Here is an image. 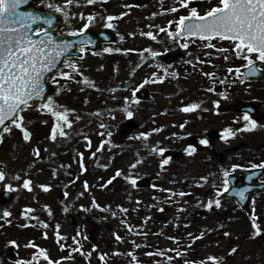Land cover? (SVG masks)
<instances>
[{"label": "rangeland", "instance_id": "rangeland-1", "mask_svg": "<svg viewBox=\"0 0 264 264\" xmlns=\"http://www.w3.org/2000/svg\"><path fill=\"white\" fill-rule=\"evenodd\" d=\"M215 2L192 0L201 11ZM47 3L60 4L70 14L65 19V14L60 12V31L74 32L83 26L88 14H95V22L89 29H111L116 41L70 59L79 66V80L66 82L58 77L60 85L66 84L63 89L51 81L52 97L59 104L75 109L69 117L73 120L72 127L64 129L68 137L57 135L55 141L50 138L54 117L41 112L37 105L23 112L26 125L33 133L30 141H25L22 130L11 124L12 131L4 134L0 143V170L6 172V177L0 181V217L4 209L11 211L12 216L0 218V264L31 259L38 251L31 246V237L36 238L32 242L45 248L53 260L68 258L61 264H142L141 261L157 264L166 258L161 252L174 258L171 264L199 262L208 255L224 258L225 264H264V234L252 237L250 217L254 211L259 218L257 222L264 228V192L255 194L248 210L240 209L233 199L216 196V188L223 184V169L241 175L252 169L249 165L264 162V127L237 132L229 141L221 139L224 128L242 129L244 124L236 119L243 113L232 110V105L252 102L264 113V76L241 83L233 73H228V67L245 63L230 53V59H224L225 54L219 49L230 48L228 41H213L217 43L216 49H205L199 41L184 49L165 32H160L159 28L166 27L167 21L186 14L185 9L177 13L164 11L174 6L176 0H148L139 7L133 6L131 0H96L92 5L80 0L71 6L64 5V0H47ZM47 3L43 5L49 9ZM123 12L128 14L121 16ZM109 14L116 17L113 27H108L103 19ZM149 31L157 38L143 35ZM106 48L121 51L106 52ZM149 49L160 54L153 57ZM206 52L212 55L209 57ZM170 53L177 56L167 62ZM186 58L194 63H186ZM208 60L212 62H201ZM158 65L179 75H169L163 82L153 83L156 80L153 72L163 74V68ZM61 69L69 71L66 65ZM146 79L149 83L144 84ZM139 89L146 90L147 95H139ZM224 92L228 98L222 95ZM216 100L221 101L218 111ZM193 102L200 103L201 107L192 112L182 111L184 105ZM126 105L134 113L132 117L127 116ZM128 121L133 125L126 126ZM258 123L264 125V119ZM181 124L185 126L181 128ZM153 129L160 131L153 132ZM108 132L112 135L108 136ZM148 132L152 135L146 138L139 135ZM210 133H219V136L213 139ZM86 136L90 139L85 140ZM205 136L210 140L209 145L200 143ZM89 142L91 147L87 146ZM190 144L196 148L191 154L185 151ZM37 147L39 156L35 154ZM154 147H163L166 151L161 155L153 151ZM216 154L222 160L215 158ZM168 157L169 163L161 168V161ZM233 164L245 167L232 171ZM117 171L121 172L120 176H116ZM17 174L20 180L13 179ZM113 176L116 178L108 184ZM204 176L209 178L208 182L201 181ZM127 177L136 179V184ZM146 178L149 184L140 187L138 181ZM24 179L32 180V190L15 187L22 185ZM8 183L14 185L12 198L4 202L1 195L8 190ZM40 184H50L52 188L46 191ZM101 184L106 187L101 188ZM153 184L159 187L153 188ZM168 188L177 195L164 191ZM180 192L186 195L181 197ZM209 198L220 199L221 206L203 207ZM26 207L34 210L29 213L30 221L22 214ZM122 208L128 211L125 213ZM79 209L84 210L89 221L77 218L76 224L70 223L67 217L76 216ZM9 219L11 224L7 223ZM35 230H43L48 235L42 237ZM88 230L95 233L94 242L86 239ZM228 230L236 236L225 235ZM57 231L61 233L59 243ZM201 232L205 236L195 242L187 235L199 236ZM117 233L124 239L117 240ZM173 236L180 238L179 243L171 239ZM73 237L80 241L79 245ZM11 240H16L17 245H11ZM61 244L66 247L61 248ZM237 245L238 251L231 253L230 249ZM71 248L79 250L72 252ZM178 248H186V254L176 256L172 249ZM101 254H105L104 260ZM39 264L46 262L41 258Z\"/></svg>", "mask_w": 264, "mask_h": 264}, {"label": "snow or ice", "instance_id": "snow-or-ice-1", "mask_svg": "<svg viewBox=\"0 0 264 264\" xmlns=\"http://www.w3.org/2000/svg\"><path fill=\"white\" fill-rule=\"evenodd\" d=\"M80 0H64V5L71 6L74 3H79ZM88 5L96 3V0H84ZM29 0H0V125L4 126L3 130L0 131V143L3 142L4 134L11 132L12 128L6 124V121L10 122L12 126H15L22 130L23 139L25 141H30L33 133L29 130V127L26 125L25 116L23 112L25 109H29L32 104L37 103V107L41 112L48 113L54 117V124L51 128L50 138L55 141L57 135L62 137H68L69 133L64 131L65 128H71L73 120H71L70 114L75 111V109H70L65 107L62 104H59L52 96L45 97L46 92V79H51L53 84L60 85L59 78H63L66 82L71 79H75L74 72L79 71V66L75 61L69 60L67 54L71 49L77 46V42L73 40L60 39L53 35V32L50 30L54 21H56V16L53 12H61L65 14V19L69 18V13L66 11V8L60 4H51L47 3V0H40L41 4L47 3V7L52 9L53 12L48 14H41L36 11H24L21 9L22 5H27ZM181 9L186 10V14L179 15L175 19L167 21L166 27L159 28L160 32H165L169 39L178 43L179 47L188 49L190 43H195L199 41L201 46L205 49L211 48L216 49L217 43L221 41H228L231 44L230 48L219 49L220 53H224V59H230L229 53L234 55L237 58H240L245 61L244 64L236 67H228V73H233L236 77L239 78L241 83L248 81L254 76H259L264 73V0H216L215 4L211 7L201 11L198 6L192 4V0H176V3L172 7L164 9L165 12L177 13ZM127 12H123L120 15L125 16ZM84 18L83 13L79 14ZM155 15V13H153ZM86 22L82 27L74 31L76 33H85L89 26L95 22L96 15L88 14L85 18ZM106 20L108 27H113V20L116 19L113 15L109 14L106 17H103ZM43 25V26H41ZM174 26V27H173ZM136 35V33H132ZM143 35L152 37L156 39V35L149 31L143 33ZM123 39V37H121ZM216 41L217 43H214ZM86 43H91L90 39H81L78 43L79 51L86 52L85 47ZM168 49H165L167 51ZM106 52H119L120 48H106ZM128 51V50H125ZM149 51H152L149 49ZM160 53L157 51H152V56L156 57ZM205 55L211 56V52H206ZM199 60V57L195 58ZM66 65L69 71H64L59 67L62 63ZM202 63H211V60L201 61ZM188 64H193V60L186 61ZM158 67L163 68V74H158L156 72L152 73L153 77H156V80L151 82L155 83L157 80L163 82L167 76H178L179 73H169L168 68L164 65H158ZM55 70V71H54ZM206 76L213 75L212 73H204ZM86 83H92L91 81H85ZM236 81L234 80L233 83ZM144 84L149 83V80H145ZM143 85H141L142 87ZM61 89L66 87L65 85H60ZM133 92L136 90L133 89ZM209 91H214V89H209ZM222 95L225 98H228V93L224 92ZM130 99L128 97L125 98ZM138 102V101H136ZM221 101L216 100L214 104L217 106L220 105ZM128 105L125 106L127 116L132 117L134 113L131 110H128ZM201 107L200 103H189L182 107L184 112H192L193 110L199 109ZM76 119H80L79 116ZM236 119L242 120L244 122L243 128L233 129L232 127H226L223 129V135L221 139L224 141H229L230 138L235 137L237 132L240 131H252L260 127H264L258 123L257 119L253 118L250 114V111H244L241 117ZM47 123V121H43ZM185 125L181 124L180 127L183 128ZM105 127V125H101ZM153 132L160 131V129H153ZM108 136H111L112 133L108 132ZM141 137H148L152 135V132L140 133ZM175 135V133L173 134ZM89 137H85V140H89ZM200 143L203 145H209L210 140L205 136L200 140ZM88 147H91L89 142ZM104 147L103 142L100 145L102 149ZM153 151L163 155L166 151L163 147H154ZM185 151L189 154L194 153L196 148L194 145H188ZM36 156L40 155V149L37 147L35 149ZM55 155V153H53ZM83 158V153L79 154ZM95 156V152L92 153ZM170 157L165 158L161 161L160 167L163 168L164 165H167L170 161ZM107 167V165H104ZM245 167L240 164H233L231 166L232 171H235L237 168ZM248 167L256 169H264V162L259 164H251ZM121 172L117 171L116 176H120ZM230 171L228 169H223V184L220 187L216 188V196H221L222 193L227 192L231 187L229 183ZM113 176L107 183H112V180L116 178ZM6 177V172L0 170V181H4ZM15 180H20L21 177L17 174L13 177ZM131 180L133 185L136 184V179L132 177H127ZM201 181L208 182L209 178L207 176L201 177ZM248 180H252V176H248ZM85 188L88 187V182H84ZM9 191H12L14 185L8 183L6 185ZM15 187H23L24 189L32 190L33 182L31 179H24L22 185H16ZM39 187L44 190H49L52 188L50 184H40ZM101 188L106 187L105 184L100 185ZM153 188L159 187L158 185L153 184ZM249 187L233 188L235 194L239 197L240 201L248 199L246 193L249 191ZM164 191L169 192L171 195L175 196L177 193L173 192L171 188L164 189ZM181 197L185 196L186 193L180 192ZM174 202V201H173ZM255 203V201H253ZM203 207L212 209L214 206L220 207L221 200L218 198H209L206 203L202 204ZM47 207V206H46ZM99 207V205H97ZM122 207V206H121ZM67 210V209H65ZM126 213L127 208H122ZM34 210L31 207H26L22 213L29 221L31 217L29 213ZM163 211V208L160 209ZM115 216L116 213H113ZM12 212L8 209H4L3 217H11ZM258 217L255 212L251 214V225H252V237L255 238L264 234V228L257 222ZM8 224H11L12 221L9 219ZM127 225V221H124ZM2 226V225H0ZM57 229L60 227L56 226ZM222 228L223 225H220ZM132 228L129 226V231ZM47 232L44 233V236L47 237ZM189 239L192 242H195L198 239H201L205 236L204 232H201L199 236H194L192 233L187 234ZM229 235V233H225ZM58 238V243L61 238V233L56 232ZM117 240L124 239L118 233L116 234ZM171 239L179 243L180 238L173 236ZM74 242L79 245L80 241L73 237ZM11 245H17L16 240H11L9 242ZM32 247L37 248L38 251L34 252L31 259H18L16 264H39L41 258L46 262V264H61V261L68 259L67 257H60L57 260H53L48 251L36 245L35 243L31 244ZM61 248L66 247V245L61 244ZM137 248L140 247L139 244L135 245ZM70 247V246H68ZM94 248L97 246H93ZM239 246L232 247L230 249L231 253H236ZM72 252H77L79 249L71 248ZM175 252L176 256H183L186 254V248L172 249ZM91 253H87L90 255ZM153 253H148L152 255ZM160 255L166 256V258L171 262L173 258L167 256L166 253L161 252ZM101 260L105 259V254H101ZM184 264H225L224 258L217 255H208L204 260L196 261H185Z\"/></svg>", "mask_w": 264, "mask_h": 264}, {"label": "water", "instance_id": "water-1", "mask_svg": "<svg viewBox=\"0 0 264 264\" xmlns=\"http://www.w3.org/2000/svg\"><path fill=\"white\" fill-rule=\"evenodd\" d=\"M35 1L36 0H29V3L27 5H22L21 6V9L24 10V11L31 10V11L40 12L41 14H48V13H46L42 9V7L36 6L35 5ZM145 1L146 0H133V3L136 4V5H138V4L144 3ZM54 15L57 18V14L54 13ZM57 21H58L57 19H56V21H54V23H53V25L51 26V29H50L53 32V35L54 36H56L57 38H60V39H67V40L76 41L77 42V45H78L79 41L81 39H85V36H86L87 39H90L91 40L90 45L86 49H96L103 42H112L113 41L112 35L110 33L104 32V31L99 32V33H89V32H86V34L85 33H81L79 35H74V34H59L56 31V28H55V26L57 24ZM41 26H43V25H41ZM76 47H74L73 49L70 50V52L67 54V57L80 55V52H77L75 50ZM171 59L172 58H168V61H170ZM62 64H63V60H62L61 65ZM261 75L256 76V77H260ZM52 91H53L52 86L50 85L48 79H46V92H45V97L50 96V94L52 93ZM141 93H142V95H145L146 94V92H141ZM37 103H39V101H37ZM233 108L235 110H238V111H243V110L246 111V110H248V111H250V114L255 119H260L261 117L264 116V115L260 114L257 111V108L254 105H250V104H238L237 106H233ZM8 123L9 122L6 121V124H8ZM3 127L4 126L0 125V131L3 130ZM211 137H216V135H211ZM218 158H221V157L218 156ZM263 173H264V170H260V169L251 171L250 173H247L245 176L242 177L243 183L240 186H237L236 185V181L239 178L236 177V176H234V175H230L229 182H230L231 187L229 188V190L227 192H224L222 194V197L223 198L234 197L237 201H239V203H241V205L243 207H247L248 202H249V200L251 199V197L253 195V192L256 189H258V190H263L264 189V184L263 183L257 182V181H253V179H258ZM249 175L252 176V180H248V176ZM145 184H146V181L145 182H141V185H145ZM249 185H250L249 191L246 193V196L248 197V199H246L244 201H240L239 197L233 191V188L248 187ZM4 196H5V200H9L10 194L8 192ZM82 218L85 219V217H82ZM70 221L71 222H74V220H73L72 217H70ZM229 234L232 237L235 236V234L233 232H229ZM88 237H89V239H93L92 233H89Z\"/></svg>", "mask_w": 264, "mask_h": 264}, {"label": "bare ground", "instance_id": "bare-ground-1", "mask_svg": "<svg viewBox=\"0 0 264 264\" xmlns=\"http://www.w3.org/2000/svg\"><path fill=\"white\" fill-rule=\"evenodd\" d=\"M187 59V58H186ZM188 60V59H187Z\"/></svg>", "mask_w": 264, "mask_h": 264}]
</instances>
